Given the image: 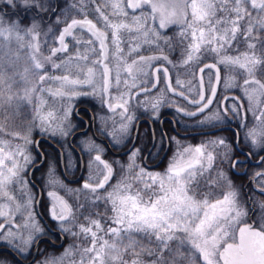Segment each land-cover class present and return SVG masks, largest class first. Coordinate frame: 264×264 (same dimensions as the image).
Returning a JSON list of instances; mask_svg holds the SVG:
<instances>
[{
    "label": "snow or ice",
    "instance_id": "snow-or-ice-1",
    "mask_svg": "<svg viewBox=\"0 0 264 264\" xmlns=\"http://www.w3.org/2000/svg\"><path fill=\"white\" fill-rule=\"evenodd\" d=\"M21 12L25 13L23 18ZM89 12L95 22L89 18ZM29 13L32 14L30 22L24 24L23 19ZM77 14L82 18H77ZM50 17L54 18L53 23L62 25L58 32L51 24L45 27L44 21ZM169 29L173 35H169ZM68 38H71L72 52ZM42 43L49 46L48 55L41 52ZM141 49L151 54L144 55ZM165 50L179 51V59L173 66L186 68L202 64L196 71L186 72L193 78L199 74L197 97L188 100L197 105L196 110L177 109L187 116H197L213 104L221 82L218 65L229 72L242 73V88L250 110L261 121L260 131L250 128L246 138H251V147L264 151L261 102L264 80L258 78L264 77V0H101L100 3L97 0H3L0 4V116L4 120L22 118L28 123L23 136L8 134L19 137L23 141L21 146L3 138L6 125L0 122V199L8 202L0 205V217L7 223V227L0 223V240L15 248L18 254L30 255L44 234L34 222L36 197L25 179L26 172L37 161L26 146L31 143L33 128L66 136L71 125L66 123L70 107L62 116L51 109L45 111L48 101L42 94L47 93L54 102L97 95L113 113L121 109L118 145L129 134L134 119L128 109L132 89L137 90L134 94L138 96L159 83V76H155L150 86L147 80L148 69L155 61L173 64L164 54ZM206 56L214 57L215 62H203ZM128 57H132L130 62ZM20 61H23L22 71ZM46 64L61 70L62 74L49 75ZM205 69L215 70L209 78L212 86L207 98ZM161 71L168 90L188 99L184 91L172 87L168 68L154 69V73ZM124 73L127 75L122 80ZM234 79L229 76L224 87H234ZM46 82L58 86L44 87ZM176 84L189 92L194 90L191 79L185 82L177 78ZM85 86L90 91H82ZM111 88L117 94L105 97ZM229 99L238 98L223 97L217 102L218 109L200 123L223 122L225 117L220 115L221 111L225 115L231 111L233 116L245 120L247 114L242 111V103L223 107V102ZM162 103L163 97H159L151 107L158 111ZM257 108H260L258 114ZM217 146L224 149L219 154L221 164L227 160L230 169L243 167L244 162L230 154V145L223 138L184 148L164 173H152L140 167L136 163L140 150L133 148L128 154L129 163L121 166L122 171L126 169L125 175L113 185L109 183L114 174L112 164L101 158L102 149L90 141L88 152L98 154L89 161L90 175L82 188L68 189L54 173L49 177L50 186L64 188L77 201L74 212L67 200L56 191H49L52 218L60 222L62 231L87 242L83 247H70L64 255L71 256L74 250L80 254V259L72 264H264V203L259 204V211L255 205L245 207L254 198L249 195L245 200L241 188L217 163L214 151H208L209 147ZM133 182L137 185L135 188ZM259 190L264 194V184ZM14 192L19 194L21 202H17ZM82 193L84 203L79 202ZM101 202L103 212L99 210ZM250 212L256 217L251 223L248 222ZM16 213L22 218L21 224L14 222ZM78 213L87 224L78 222ZM20 229L28 230L27 235ZM126 254L132 259H125ZM63 260L64 257L48 258L39 264H63Z\"/></svg>",
    "mask_w": 264,
    "mask_h": 264
},
{
    "label": "flooded vegetation",
    "instance_id": "flooded-vegetation-1",
    "mask_svg": "<svg viewBox=\"0 0 264 264\" xmlns=\"http://www.w3.org/2000/svg\"><path fill=\"white\" fill-rule=\"evenodd\" d=\"M141 53L144 55L151 54L150 52L145 51L144 49H141ZM164 54L168 55L169 59L173 61V64H169L165 61H155L152 68L148 69L149 76L147 77V80L150 86L155 76H159V83L156 84L155 87H153L154 89H150L149 92L141 93L138 96L135 95L136 98L137 97L140 98V101L142 102V105L144 107L148 106L149 102L151 101L154 102V100H156L154 97L159 92H164L166 96H170V98L173 99L176 105H174L171 109L169 108L167 111H163L159 121H155L150 117L148 113H145L144 111L140 110L139 113L137 114V120L134 125V132L132 137L127 139H122L121 145L117 146L116 141L112 135L113 132L111 134V132L108 131L109 129H111V127L109 126L104 127L100 125L97 121L98 111L100 110V105L102 103L100 97L97 95H80L77 97L76 101L74 102L72 121L73 120L75 121L74 124H76V128L75 131L71 133L67 138V143L69 146L67 148H62L61 146H59L61 148V151L59 148L54 147L49 150L48 155L44 153L46 162L47 161L49 162L48 166H50V169L51 167L53 169L47 172L46 168L42 169L43 166L42 167L30 166V169L26 172L25 179L28 181L27 187L31 189L34 192V195L36 196V201L33 204L34 222L38 224L39 227L43 229L44 232V234L41 235L40 237V239L42 240L38 244V254L36 260L32 264H36L40 262L42 259L44 260L50 258L55 253L64 251V249L69 248L71 243L74 244L82 243L83 245L86 244V241L78 240L72 237L71 235H69L68 233L62 231L59 226L60 222L52 218L50 214L52 198L46 194L45 186H44V182L49 181V177L53 173L55 178L59 180L60 183L63 184L68 189H80L82 188L83 182L88 180V177L90 175V170L88 167L89 154L86 153L88 152V150L79 147L77 142L75 145L74 140H73V144L69 142L71 136L77 131L88 128L86 132L79 134L77 137L79 136L86 137L87 142L94 141L95 144L100 146V148L102 149V152L99 153L101 155V158L107 161L108 163L112 164V167L114 169L112 180L109 182L110 184L113 185L119 182L122 176L125 175L126 169L122 171L121 166L127 165V163H129L128 154L133 148H138L140 150L139 155L136 158V163L140 167H144L148 172L164 173L167 167L169 166L170 162L174 158V156L179 151H182L184 148L189 147L186 144V142H190L193 144H203L210 139L214 140L217 138H223L225 142L228 145H230L231 148L230 154L234 156L236 159L244 162L243 167L238 166L235 170L230 169L227 160H225L222 164L220 163L219 154L223 153L224 149L219 146L215 147V149H212V151H215L214 154L217 155V163L220 164V167L228 174V176L231 178V180L236 186L242 188H248L250 186L259 187L261 184H264V175L262 176L256 175V173L264 174L263 172L264 160L261 164L256 165L251 162V158L249 157L248 154H246V152H249L253 160H258V158L264 154V151H261L259 149L257 152L254 151L253 148L250 147L249 144L247 143L250 141H248V139L245 138L246 134L244 131V126L250 125L252 118L249 115V112L247 111L248 101H247V97L243 93V88H242L243 84L239 82L240 86L238 87L224 89V70L220 66L221 82L219 84L217 96L210 110L213 109L217 110L219 107L217 102L221 101L222 98L225 96L229 98H238V99H229L227 101H224L223 107L227 108L229 107L230 104L242 103L243 104L242 111L247 114V118L242 121L240 117L233 116L231 111H229L226 115L224 112L221 111L220 115L225 118L223 122L213 121V123L217 124L216 127L212 126L213 123L201 124L200 118L203 115L195 118H187L177 110V108H183L186 111H193L197 107L191 105L184 98L172 94L168 90V85L165 81L163 72L161 71L160 73H154V69L156 67L168 68L169 75L172 78V85L175 88H177L179 91H184L191 98L197 97V95L195 94L197 93L199 88L197 83L198 77L197 76L194 78L190 77L186 75L187 72L186 70L184 71L181 67L173 66L174 64H176L177 60L179 59L178 50L176 52H170L165 50ZM174 70L179 71L177 75L176 73H174ZM192 71H196V69L194 68ZM207 71H210V74H207L206 73ZM214 72H215L214 69H207L204 73V79L208 93L210 92V88L212 86L209 84V78L211 75H214ZM178 75L180 76L179 79L185 82L191 79L192 86L194 89L193 92H195V94H193L192 91L189 92L187 88H181L179 85L176 84V79ZM113 76H114V71H113ZM83 91H90V88L88 89V86H85ZM109 94L116 95L117 94L116 89L111 88L109 90V93L105 94V97H107ZM177 116H180L183 119V122L179 121L177 119ZM142 119H148L150 121L147 120L142 121ZM140 120L141 123L139 125V131L136 140L134 142V146L129 151H126L130 148V146L133 143L135 130ZM256 124L260 125L259 122L258 123L252 122L253 126H255ZM223 126H230L231 128H225L224 130L210 133L211 135H219L217 137L210 139H206V138L199 139L200 137L210 134H203V133L190 134L201 130H209ZM93 127L95 129V133L92 130ZM104 128L107 131L101 132L100 130ZM104 133H108V134L106 135ZM172 137H175L177 139L178 147H176V143H174ZM237 138H238L239 148L237 147ZM91 153L98 154L95 151ZM29 154L31 155L34 161H37V163L39 162V158L37 157V155H39L38 153L37 155L31 153ZM32 169L33 172L31 175L32 177L31 179L30 172ZM92 174L94 175L95 173ZM37 185L40 187L42 193L41 199L38 204V208H37V200L39 196V189ZM136 186H137L136 183L133 182V188H135ZM51 191H56L59 196H62L65 200L69 202V204L73 206L74 212L76 211L77 201L74 200L72 194L66 192L64 188L55 185H52ZM13 194L17 196V202H21V197L19 196V194L15 192ZM79 202L84 203L83 193L80 196ZM4 203H8V202L4 199H0V205ZM99 210L101 212L104 211V205L102 202L100 203ZM108 214L110 215L111 212L109 211ZM14 222L15 224H21L23 222L19 213L15 214ZM78 222L87 224V221L84 220L83 215H79ZM0 223H5V227H7V223L5 222L3 217H0ZM13 230L16 231L15 228H13ZM73 230L75 231L77 229L73 227ZM20 231L24 232V234H27L28 230L20 229ZM36 245L37 243L32 247L30 255H20L16 252L15 248L9 247L7 245V242L1 241L0 261H4L5 264H26L32 259ZM76 246H78V244ZM125 259L131 260L132 257L126 254Z\"/></svg>",
    "mask_w": 264,
    "mask_h": 264
},
{
    "label": "rangeland",
    "instance_id": "rangeland-1",
    "mask_svg": "<svg viewBox=\"0 0 264 264\" xmlns=\"http://www.w3.org/2000/svg\"><path fill=\"white\" fill-rule=\"evenodd\" d=\"M3 0H0V4H2ZM101 0H97V3H100ZM91 7V5H89ZM129 11V13L131 14V10L130 9H127ZM107 11V10H106ZM20 16L23 18L25 16V13L21 12L20 13ZM31 16L32 14L29 13L27 14V18L23 19V23L24 24H28L30 22V19H31ZM77 18H82L79 16V14H77ZM89 18L90 19H93L94 22H95V17L94 15L89 12ZM53 19H47L46 21H44V25L45 27L48 25V24H51L52 25V28L54 31H57L62 27V25H56L55 23H53ZM52 21V22H51ZM98 26H100L98 24ZM168 33L169 35H173V30L172 29H169L168 30ZM87 35V34H86ZM44 40V36L43 34L41 35V41ZM68 42L70 44V48H69V51L72 52L73 49H72V46H71V38H68ZM48 45H45L42 43V46H41V52L44 54V55H48L49 52H48ZM125 47V51H127V45H124ZM59 55V54H58ZM56 59V58H54ZM132 58L128 57V60L130 62ZM209 59H213L215 61V58L212 57V56H206L204 58V61H207ZM58 62V61H57ZM201 65V64H200ZM200 65H189L187 66L186 68H182L184 71L186 70L187 72L188 71H192L194 68L197 69ZM223 70H224V84L225 82L227 81L228 77L229 76H233L235 79H234V84L235 86L232 87V88H235V87H238L240 86L239 82H241V84H243V79H244V76L242 75V73L239 71V70H236V71H232V72H229L228 70H226V68L223 66V65H220ZM19 68L20 70L22 71V68H23V61H20L19 62ZM45 70L49 72V75H52V74H62L61 73V70H56V69H51L50 65L46 64L45 66ZM176 71V72H175ZM178 70H174V73H176V75L178 74ZM236 72V73H235ZM207 74H210V71H207L206 72ZM239 73V74H237ZM114 75H115V72H114ZM126 73L122 74V80L126 77ZM175 75V76H176ZM180 76L178 75L177 78H179ZM258 78H261L262 80H264L263 77H259ZM51 84V86L53 88L57 87L58 85H56L55 83H52V82H46L43 86L44 87H48L49 85ZM122 87V86H121ZM251 87V86H250ZM84 89V88H83ZM82 89V91H83ZM89 89V87H88ZM224 89H226L224 87ZM132 92H133V95L131 96L130 100H129V104H128V109H129V114L133 115L134 119H133V122L132 124L129 126V134L124 136L123 139H127V138H130L132 137L133 135V132H134V125H135V122L137 120V114L139 113L140 110L144 111L145 113H148L150 115V117L152 119H154L155 121H159L161 115H162V112L163 111H167L169 108L171 109L174 105H176V103L173 101L172 98H170V96H166V94L164 92H159L154 98L157 99L159 97H163V103L160 105L159 107V110L158 111H155L153 110V108L151 107V104L153 103L152 101L149 102V105L144 107L142 105V102L140 101V98L139 97H135V92H136V89H132ZM193 94H195V92L192 91ZM244 93V92H243ZM44 99H46L48 101V104L45 105V111L51 109L53 111H55L56 115L57 116H62L64 111H67L70 107V112L68 114V118H67V121L66 123L70 124L71 125V131L68 135L66 136H62L60 134H56V135H52L51 133H45L43 131H41L38 127L37 128H33L31 134H30V140H31V143H29L27 146H26V150L27 152H31V149H32V143H33V139H34V135L36 133H40V134H45V135H48V136H52L54 138H57L59 139L62 143H63V146L65 148H67L69 145L67 143V138L68 136L73 133L75 131V128H76V124H74V120L72 121V113L74 111V102L76 101L77 97H74L72 98L71 100H68L67 98H62V99H57L55 102L53 101L52 97L50 95H48L47 93H43L42 94ZM197 95V93L195 94ZM34 101H35V97H34ZM248 101V100H247ZM155 102V100H154ZM261 102H262V105H264V97L261 98ZM179 105V104H177ZM251 109V105L249 104L248 102V109L247 111L249 112V115L251 116V123L250 125H247V126H244V131H245V134L248 132V130L250 128H253L255 127L257 129V131L259 132L260 131V128H261V121L259 120H256L254 115H253V111L250 110ZM121 111V109H117L116 113H113L112 111H110L107 107L106 104L104 103H101L100 105V110L98 111V115H97V121L100 125L104 126V127H111V129H109L108 131L113 132V138L116 139L119 138L120 136V132H119V128H120V123H121V116L119 115V112ZM216 111L215 109L213 110H210L208 113H206L204 116H202L200 118L201 121H205L207 120V118L214 112ZM256 113L258 114L259 111H260V108H257L256 110ZM103 118V119H101ZM177 119L181 122H183V119L180 117V116H177ZM105 120L107 121V123H105ZM17 121V118H15V122ZM0 122H3L6 127L4 129V133L5 135L3 136L4 139L6 140H10L12 142L13 145L15 144H20L21 146H23V141L21 139H19V137L17 136H14V135H8L9 133H18L19 132V129H18V124L15 123V124H11L9 123L7 120H4V118L2 116H0ZM252 122H255V123H260V125L256 124L255 126L252 125ZM27 120H22L21 123H20V127L21 128H24L23 130L20 128V131H21V135L20 136H23L26 131H27ZM213 123V122H212ZM207 124H210V123H207ZM196 125V124H195ZM104 131H107L105 128L103 129ZM219 135H205L203 137H200L199 139H210V138H214V137H217ZM221 136V135H220ZM173 138V141L174 143H176V147L177 146V139L175 137H172ZM246 138V137H245ZM248 139V141H251V138H246ZM86 137H77V139L75 140V144L77 142L78 146L79 147H82L83 149L85 148L88 149V145H89V142L86 141ZM90 141V140H89ZM250 146V142H247ZM186 144L189 146V147H196V146H200L201 144H193V143H190V142H186ZM204 144V143H203ZM117 145V143H116ZM121 145V142L117 145V146H120ZM251 147V146H250ZM253 148V147H252ZM213 148L209 147L208 148V151H212ZM254 151H258L257 148H253ZM215 152V151H214ZM87 154H89L88 156V160L90 161L91 159L94 158V156L96 155V153H89V152H86ZM33 154V153H32ZM118 164V163H117ZM96 165L93 164V169H95ZM102 167V166H101ZM46 171L49 172L50 170H52L53 168L51 167L50 169V166L46 167ZM263 172H264V167H263ZM94 173V172H93ZM44 186H45V191H46V194L51 191L52 189V185L50 186L49 185V181H45L44 182ZM102 191V190H101ZM32 194L34 195V192L31 190ZM219 194V193H218ZM48 195V194H47ZM35 196V195H34ZM36 197V196H35ZM245 207L248 208V206L245 204ZM110 211V209H109ZM111 212V211H110ZM252 215V214H251ZM251 215L249 214L250 218H251ZM101 223L104 224V220L101 218ZM27 235V234H25ZM3 241V240H0V242ZM5 242V241H4ZM87 243V242H86ZM78 244V247H83L85 246L86 244H80V243H77ZM77 244H74V243H71L70 246H76ZM80 244V245H79ZM69 246V248H70ZM69 248H66L64 249V251L62 252H59V253H55L52 255V257L50 258H60V257H64V260H63V264H72V261H78L80 259V254L78 252H76L75 250L73 251L72 255L71 256H65L64 254L66 253V251L69 249ZM27 255V254H25ZM48 259V258H47ZM45 260V259H44ZM43 259L41 261H44ZM128 260V259H127ZM36 264H39L36 263Z\"/></svg>",
    "mask_w": 264,
    "mask_h": 264
},
{
    "label": "trees",
    "instance_id": "trees-1",
    "mask_svg": "<svg viewBox=\"0 0 264 264\" xmlns=\"http://www.w3.org/2000/svg\"><path fill=\"white\" fill-rule=\"evenodd\" d=\"M44 149V147H43ZM244 192V198L247 201V197L249 195H251L254 199L252 201H248L246 203V205L248 206V208L252 207L253 205H255L257 207V210L259 211V204L260 203H264V194H262L261 192H259L257 190V188H253L252 186L248 187L247 189L243 190ZM250 215L252 214L251 212L249 213ZM256 217L254 214L251 215V221L255 220Z\"/></svg>",
    "mask_w": 264,
    "mask_h": 264
},
{
    "label": "water",
    "instance_id": "water-1",
    "mask_svg": "<svg viewBox=\"0 0 264 264\" xmlns=\"http://www.w3.org/2000/svg\"><path fill=\"white\" fill-rule=\"evenodd\" d=\"M210 63H213V62H210ZM199 75V74H198ZM172 87H173V85H172ZM218 88H219V85L217 86V90H218ZM204 90H205V95H206V88H205V82H204ZM171 92V91H170ZM171 93H173V92H171ZM174 94V93H173ZM176 95V94H175ZM187 97H188V99L187 100H190L191 98L187 95V94H185ZM178 96V95H177ZM184 98V97H183ZM211 107V106H210ZM209 107V108H210ZM208 108V109H209ZM207 110V109H206ZM205 110V111H206ZM204 111V112H205ZM183 114H184V112H183ZM200 114H202V113H198V115H200ZM185 115V114H184ZM185 116H187V115H185ZM187 117H194V116H187ZM223 128H225V127H221V128H218V129H214V130H209V131H203V132H201V133H209V132H213V131H217V130H220V129H223ZM136 132H138V129L136 130ZM197 133H199V132H197ZM191 134H195V133H191ZM75 136V135H74ZM41 139H45V140H48L47 138H39L37 141H36V147L37 148H39V141L41 140ZM134 146V143L131 145V147L127 150V151H129L132 147ZM263 158H264V155L263 156H261L260 157V159L259 160H257L256 162H254V163H256V164H260L261 162H262V160H263ZM44 162V156H43V161L41 162V164ZM40 197H41V192H40ZM40 197H39V200H40ZM38 200V201H39ZM249 223H251V222H249ZM36 253H37V249H36V251H35V256H36ZM35 256H34V258L33 259H35Z\"/></svg>",
    "mask_w": 264,
    "mask_h": 264
}]
</instances>
